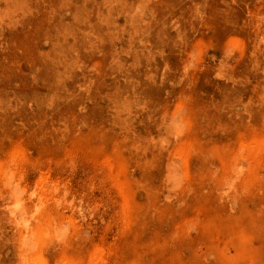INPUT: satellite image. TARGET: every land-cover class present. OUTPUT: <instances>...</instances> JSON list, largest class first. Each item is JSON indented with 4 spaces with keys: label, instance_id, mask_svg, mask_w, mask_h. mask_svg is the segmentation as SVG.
<instances>
[{
    "label": "rangeland",
    "instance_id": "rangeland-1",
    "mask_svg": "<svg viewBox=\"0 0 264 264\" xmlns=\"http://www.w3.org/2000/svg\"><path fill=\"white\" fill-rule=\"evenodd\" d=\"M0 264H264V0H0Z\"/></svg>",
    "mask_w": 264,
    "mask_h": 264
},
{
    "label": "bare ground",
    "instance_id": "bare-ground-1",
    "mask_svg": "<svg viewBox=\"0 0 264 264\" xmlns=\"http://www.w3.org/2000/svg\"><path fill=\"white\" fill-rule=\"evenodd\" d=\"M32 238V237H31ZM24 239V238H23ZM24 242V241H23ZM26 243V242H25ZM22 244H24V243H22Z\"/></svg>",
    "mask_w": 264,
    "mask_h": 264
}]
</instances>
